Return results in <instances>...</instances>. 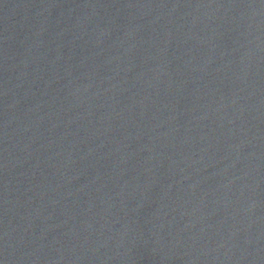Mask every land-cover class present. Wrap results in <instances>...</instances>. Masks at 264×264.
Listing matches in <instances>:
<instances>
[{
  "label": "water",
  "instance_id": "95a60500",
  "mask_svg": "<svg viewBox=\"0 0 264 264\" xmlns=\"http://www.w3.org/2000/svg\"><path fill=\"white\" fill-rule=\"evenodd\" d=\"M0 264H264V0H0Z\"/></svg>",
  "mask_w": 264,
  "mask_h": 264
}]
</instances>
